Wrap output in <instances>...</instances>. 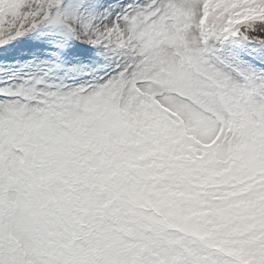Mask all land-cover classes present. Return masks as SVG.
I'll return each mask as SVG.
<instances>
[{"label": "snow or ice", "instance_id": "snow-or-ice-1", "mask_svg": "<svg viewBox=\"0 0 264 264\" xmlns=\"http://www.w3.org/2000/svg\"><path fill=\"white\" fill-rule=\"evenodd\" d=\"M0 264H264V0H0Z\"/></svg>", "mask_w": 264, "mask_h": 264}]
</instances>
